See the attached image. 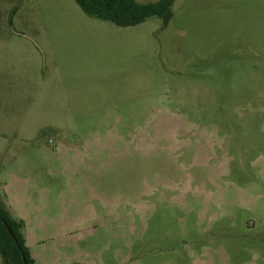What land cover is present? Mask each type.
<instances>
[{
    "label": "rangeland",
    "instance_id": "1",
    "mask_svg": "<svg viewBox=\"0 0 264 264\" xmlns=\"http://www.w3.org/2000/svg\"><path fill=\"white\" fill-rule=\"evenodd\" d=\"M171 10L0 0V194L35 264H264V0Z\"/></svg>",
    "mask_w": 264,
    "mask_h": 264
},
{
    "label": "trees",
    "instance_id": "2",
    "mask_svg": "<svg viewBox=\"0 0 264 264\" xmlns=\"http://www.w3.org/2000/svg\"><path fill=\"white\" fill-rule=\"evenodd\" d=\"M174 1L138 3L136 0H75L87 16L110 21L120 27L137 25L152 16L161 17L166 25L172 16ZM5 224L10 226L13 237ZM24 226L23 219L14 218L0 196V255L5 264H35L26 244Z\"/></svg>",
    "mask_w": 264,
    "mask_h": 264
},
{
    "label": "crops",
    "instance_id": "3",
    "mask_svg": "<svg viewBox=\"0 0 264 264\" xmlns=\"http://www.w3.org/2000/svg\"><path fill=\"white\" fill-rule=\"evenodd\" d=\"M1 126H5V124L2 123V121L0 120V151H2V149H4V147L6 146L7 143V138H6V132L4 130H1ZM9 175V174H7ZM12 177H15L14 174H12ZM8 183L6 182V177L4 174L0 173V187L5 191V189H7ZM0 196L2 197L3 195L0 194ZM5 199L8 200V195L5 192L4 194ZM6 204V206L8 207V209L10 210L11 215L13 216V212H12V208L10 207V205L6 202V200H3ZM14 217V216H13ZM15 218V217H14Z\"/></svg>",
    "mask_w": 264,
    "mask_h": 264
},
{
    "label": "water",
    "instance_id": "4",
    "mask_svg": "<svg viewBox=\"0 0 264 264\" xmlns=\"http://www.w3.org/2000/svg\"><path fill=\"white\" fill-rule=\"evenodd\" d=\"M5 226H6V229H7V231L10 233V235L13 237V232H12V230L10 229V226L8 225V224H5ZM23 257V260H24V263H25V257H24V255L22 256Z\"/></svg>",
    "mask_w": 264,
    "mask_h": 264
}]
</instances>
